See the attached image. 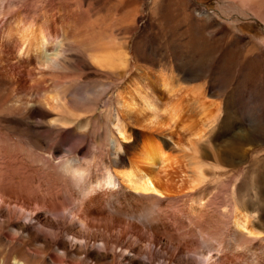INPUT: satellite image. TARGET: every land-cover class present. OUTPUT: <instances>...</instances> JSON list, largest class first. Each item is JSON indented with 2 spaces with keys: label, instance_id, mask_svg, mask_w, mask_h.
Returning <instances> with one entry per match:
<instances>
[{
  "label": "rangeland",
  "instance_id": "obj_1",
  "mask_svg": "<svg viewBox=\"0 0 264 264\" xmlns=\"http://www.w3.org/2000/svg\"><path fill=\"white\" fill-rule=\"evenodd\" d=\"M13 2L36 22L47 20L51 27L71 11L89 21L97 20L101 24L97 30L112 34L126 48L129 67L123 78L101 73L74 49L68 51L73 56L60 72L38 70L36 62L21 64L29 83L26 86L35 94L48 96L59 87L66 88L69 106L79 109L73 115L60 107L47 112L38 106L23 115L7 100H0V145L9 146L0 151V189L7 195L0 204V259L8 255L11 263L10 257L19 253L47 264H264L259 242L241 245L230 219L223 216L230 210L227 214H235L234 205L245 204L253 224L264 235V221L260 220H264V196L257 194L254 172L258 168L253 166L255 158L264 157V150L248 152L242 163H223L227 138L236 127L249 122L264 125V63L256 74L245 75L244 69L248 68L245 58L256 47L264 54V20L260 16H264V0H166L155 11V0H0V6L8 8ZM221 36L226 37L221 40L227 46L219 51ZM232 39L240 42L241 57L234 60L233 76L226 77L222 69ZM15 47L10 45L9 51ZM197 65L203 67L202 72L181 81L202 84L206 100L218 103L208 116L211 127L190 103L184 104L185 115L178 123L173 119L179 89L176 74ZM139 66L145 73L143 94L154 95L164 110L155 124L142 111L141 95L135 96L131 90V78ZM164 82L173 92H166ZM124 87L130 90L128 101L134 98L138 104L132 115L121 113L118 103ZM121 122L131 137L128 141L119 136L116 123ZM195 128L198 133L207 132L205 142L198 146V158L207 168L205 181L194 187L187 157L191 152L184 146ZM146 144L160 145L172 159L169 166L153 172L166 194L132 192L117 173L130 160L140 161ZM117 146L123 148L118 157ZM108 173L113 176L111 186L104 184ZM22 202L38 218L31 219L29 212L21 211L17 204ZM76 206L85 208L90 224L85 232L91 235L79 259L73 255L74 242L67 235V231H80L68 211ZM16 223L33 226L48 242L17 233ZM61 241L68 245L67 255L58 248ZM129 245L137 254L125 250ZM198 251L214 258L204 263ZM55 253L61 261L53 262Z\"/></svg>",
  "mask_w": 264,
  "mask_h": 264
},
{
  "label": "bare ground",
  "instance_id": "obj_2",
  "mask_svg": "<svg viewBox=\"0 0 264 264\" xmlns=\"http://www.w3.org/2000/svg\"><path fill=\"white\" fill-rule=\"evenodd\" d=\"M155 1L156 3L153 11L160 10L166 2V0ZM248 4L251 5L250 3ZM16 7H18V10H15ZM22 11L23 10H20V4L14 2L10 3L8 8L6 6L3 8L0 6V100H7L9 103H11V106L17 112H21V114L26 115L27 111L33 110L35 108L37 109L38 106H40L47 112H49L50 109L60 107L63 110H66L68 114L76 115V110L79 109L74 108L76 109L74 110L69 106L71 103V99L67 95L68 90L66 88H56L57 90L51 91L53 92V94L50 92L51 95L47 94L48 96H40L39 93L35 94L31 90L30 85L26 86L28 81L27 79L25 80L24 76L26 74H24V70L22 69V63L31 64L33 62H36V64L39 66V68L37 67L38 70H51L54 73L56 71L60 72L66 68L67 62L71 60L73 56L70 55L68 51L74 49L75 51H79V53L83 55V57L85 58V62L91 64V66L99 70L101 73H105L108 75L114 74L119 76L120 78H123V73L129 67V53L126 48L120 42L117 41L116 38L111 36L112 34L108 35L103 32V30H97V25L101 26V24L98 23L97 20L94 19L95 21H89L82 15L79 16V14H76V11H71V13L67 17L56 21V25L54 27H51L47 20L36 22L35 18H30L27 14L23 13ZM130 13L134 14V9H130ZM202 15L205 16L206 13L203 12ZM260 16L264 20V16L262 13L260 14ZM178 22L179 24H181L180 21ZM223 37L225 36H221L219 38V51L225 46H227L226 44L222 43V40H225L226 38ZM194 43L196 42H193L192 44ZM229 43V51L227 54H225V56H227V61L225 62L226 64L222 69L223 71L225 70L224 75L226 77L233 76L236 70V64L234 63V60L235 58H238V56L241 57V45L238 39H232ZM14 44L16 46L15 50L13 52L12 50L9 51L10 49L8 47L10 45L13 46ZM256 48L257 50H253V53L247 55L248 57L244 60V65H248L247 70L246 66L244 68L245 75H247L248 72H250V74H256L259 71L257 67H260L264 63V54L262 53V49L258 47ZM210 52L212 53V51ZM253 54L254 57H251V55ZM141 66L138 67L136 75L131 78L132 81L130 80V83H132L131 90L133 91L135 96L141 95L142 100L140 106L143 107L142 111L148 112L147 114L149 115L150 124H155V122L158 120L164 110L160 106L159 101L154 95L143 94V89L146 85L145 73L142 69L143 67L141 68ZM202 68L203 67L200 65H197L195 67L189 66L187 70H181L179 73L176 74L179 89L177 90L175 96L177 97L176 106L174 107L175 104L173 105V108H175V118L172 116L174 122H177L181 120L182 117H184L186 110L184 104L187 105L188 103H190V106L197 108L199 112H201L200 115L206 116L204 124L208 126L210 125L212 118L208 116L214 114L212 107L214 105L216 107L217 102H209V100H206V98L204 97L205 88L202 84H186V82H183L184 80L181 81V79L185 77H192L196 73H201ZM220 68L222 67L220 66ZM21 72L24 75L21 74ZM35 74H37V72ZM165 75L166 74H164V76ZM180 75H183V77ZM28 76H32V72L28 73ZM166 77H164L163 80H165ZM163 85L168 94L173 92V88L170 87L166 82H164ZM175 87L177 88V85ZM181 90L184 93L180 95L178 93H180ZM129 92L130 90L125 87L123 89H120L118 103L120 105L121 113H127L132 115L135 112V109L137 108L138 104H136L137 101L134 98L132 99V101H128L127 95L129 94ZM85 107L87 108V106ZM81 109L83 108H80V110ZM218 113L219 110L217 114ZM246 124L247 123H244L243 127H236L235 130L232 131L227 138L226 143L228 145V148L225 151V156L223 157V163L226 162V165L242 163L247 159L248 152L252 151L253 153L256 152L257 154H259L264 150V147L262 146V144H264V125L260 126L257 123L254 124L253 122H249V125ZM116 127H118L119 136L123 141L130 140L131 137L129 136L128 131L126 130L124 122L116 123ZM183 127H187V125H183ZM209 127H211V125ZM198 132L199 131L196 130V132L192 133L190 136L187 135V144L186 146H184L185 150L191 152V154L187 155V157H189L188 163L191 166L192 171L190 182L194 184V187L205 181V168H207L205 166V163H203L205 161H201L198 158V146L200 145V142L207 137V132ZM8 147L9 146L0 145V151L1 149L6 150ZM121 151H123V148L121 146H117L115 152L117 157ZM255 159L256 161L253 166L258 169L254 172V183L257 187V194L262 197L264 196V157H261L260 159ZM170 163H172V159L167 154L166 150H164V148H162L158 144H146L141 155V160L138 162H133L130 160V162L127 164V167L123 170H118L117 173L120 175L122 182L125 184V187L130 189L132 192H142L139 194L146 193L158 196L166 194V192L160 187V185L156 181L153 172L156 168H163L165 166H169ZM103 179L105 185H113V176L111 173L105 175ZM6 196L7 195L3 193L0 189V204L6 202ZM3 207L4 206H2V208ZM17 207H19L21 211L29 212V216L31 217V219L38 218L37 216H35L37 213L34 214V210L31 211L28 205H26L25 203L22 202L20 205L17 204ZM68 211L69 214L72 216L73 224L79 226L80 229V231L77 232L67 231V235L71 237L72 242H74L73 255L78 258L79 256H81L84 250L86 251V249L88 248V238L91 237V235L86 234L85 231L90 228V224L88 218L85 216L86 211L83 206H76L75 208H71ZM230 211H225V213L222 214L224 217H227L228 220L230 219L231 224L233 226V230L235 232L236 239L238 237L237 241L242 243L241 245H243V242L245 241L247 243H250L256 240L259 242V245L264 249L263 232L260 226H256L253 224L251 219L252 216L247 208V205H234L232 212H235V214H233L232 216L227 214ZM260 220L264 221L263 219ZM16 225L17 233H25L27 234L28 238H35L44 244L48 242V238L42 235L39 231H36L33 226L22 223H16ZM81 232H83V234H81ZM58 248L61 249V251L65 255L69 253L68 245L64 241H61L59 243ZM124 248L129 252L134 251L136 253V249L130 245L125 246ZM222 251L223 245L218 248L219 253H222ZM201 252L202 251L199 252L200 259L204 261V263L209 262L211 259L214 258L210 254H206V252ZM8 258V255L3 256L0 259V264H11L12 262L13 264H47L39 263L30 258L29 256H22L19 253H15L12 257H10L12 259L11 263H9ZM51 258L53 259V262L62 260L57 253L53 254ZM129 258L130 260L134 259L133 257ZM172 263L178 264L175 263V261H172Z\"/></svg>",
  "mask_w": 264,
  "mask_h": 264
}]
</instances>
